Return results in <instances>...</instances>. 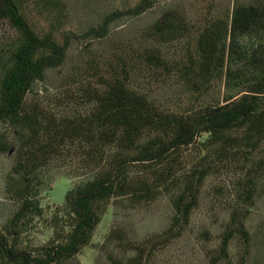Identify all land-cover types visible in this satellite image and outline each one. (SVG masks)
I'll use <instances>...</instances> for the list:
<instances>
[{
  "label": "trees",
  "instance_id": "1",
  "mask_svg": "<svg viewBox=\"0 0 264 264\" xmlns=\"http://www.w3.org/2000/svg\"><path fill=\"white\" fill-rule=\"evenodd\" d=\"M28 1L0 0V21L14 31L0 43V123L10 127L16 145L7 193L18 205L10 219L13 232L6 234L19 236L23 225L42 216L33 185L41 170L62 161L97 173L65 194L64 213L52 221L67 230L60 228L39 250H17L16 239L0 231V264H63L90 244L111 202L136 208L166 195L172 214L161 234L132 242L116 229L107 237L134 252L113 264H150L157 246L178 238L189 223L205 178L240 166L248 176L240 184L242 204L218 248L228 264L231 239L238 234L248 240L243 220L264 167V0L236 3L226 13L207 7L193 20L183 10H166L141 32L138 48L84 60L65 84L69 104L60 111L27 103L26 96L47 70L65 61L66 43L57 37L66 3L33 0L48 20L39 31L25 14ZM150 6L140 0L132 15ZM92 32L104 37L105 23ZM181 41L178 59H166L158 47ZM145 75L174 81L183 105L156 102L136 84ZM11 145L0 137V153ZM237 264H245V256Z\"/></svg>",
  "mask_w": 264,
  "mask_h": 264
},
{
  "label": "rangeland",
  "instance_id": "2",
  "mask_svg": "<svg viewBox=\"0 0 264 264\" xmlns=\"http://www.w3.org/2000/svg\"><path fill=\"white\" fill-rule=\"evenodd\" d=\"M249 1L150 0L151 6L146 12L133 16L131 9L140 0H65L66 19L57 37L59 43H66L65 61L59 67L47 70L43 81L33 84L26 102H38L56 111L66 109L69 100L65 97L68 90L65 84L70 82L68 79L74 70L82 67L84 60L93 55L107 57L118 51H122L123 56L127 54L123 51L138 48L144 42L141 32L166 10H183L185 16L193 20L200 9L210 7L213 12L226 13L230 12L234 4ZM24 11L36 29H47L48 20L37 12L33 0L28 1ZM104 23L107 30L104 37L92 32ZM12 35L14 31L10 25L0 21V43ZM158 47L169 60L178 59L185 49L182 41ZM136 84L158 103L172 108L183 105V101H179L176 96L179 90L172 80H153L145 75L143 80L138 77ZM73 86L71 89L76 88V85ZM0 137L9 145L13 144L10 152L0 153V231L4 235L8 230L13 232L10 219L18 207L7 193V178L13 165V149L16 145L12 130L4 123H0ZM203 138L205 136L200 140ZM96 170L79 171L72 164L62 161H55L41 170L33 185L42 216L33 217L32 221L23 225L19 236L6 234L11 241L16 239V249L39 250L55 239L60 228L66 231V227L56 226L52 219L57 213H64L65 194L92 180ZM247 177L245 168L240 166L222 169L207 176L189 223L178 238L157 246L150 264H227L218 257V248L234 208L242 204L238 194L241 191L240 184ZM171 214L169 197L166 195L159 196L149 205L136 208L127 207L118 201L111 202L95 227L90 244L63 264H113L112 261L126 260L134 252L124 249L117 241L108 240L109 232L119 229L126 241L141 242L165 231ZM243 223L248 240L245 241L238 234L231 239L228 264H237L242 256H245V264H264V167L258 174L253 207Z\"/></svg>",
  "mask_w": 264,
  "mask_h": 264
}]
</instances>
